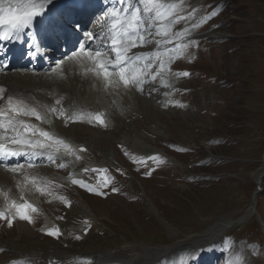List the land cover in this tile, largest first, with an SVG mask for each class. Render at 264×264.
<instances>
[{
  "label": "rangeland",
  "instance_id": "obj_1",
  "mask_svg": "<svg viewBox=\"0 0 264 264\" xmlns=\"http://www.w3.org/2000/svg\"><path fill=\"white\" fill-rule=\"evenodd\" d=\"M166 2L182 6L185 16L194 10L191 20L172 28L176 33L188 27L191 36L166 47L189 39L198 43L170 64L172 74L167 80L158 79L159 92L149 96L135 87L125 88L117 73L109 84L103 74L97 77L88 72L91 61L86 59L85 72L76 58L65 60L63 71L46 72L44 80L65 74L69 66L76 78L89 73L101 86L91 98L101 110L89 117H74L78 122L72 123L67 122L71 114L64 104V118L53 113L42 115V121L25 119L74 149L86 151L78 153L82 158L76 160L61 148L55 163L43 161L33 167L25 163L20 173L0 166V211L13 200L37 209L28 210L32 222L17 217L8 227L0 220V264H27L25 256L32 253L48 260L52 248L79 256L112 251L136 258L141 245L173 246L222 217L237 222L215 243L193 248L186 262L264 264V233L256 216L238 221L253 202L254 175L264 157V0ZM105 4L83 0L85 9L69 7V12L57 16L53 31L57 45L73 48V41L63 38L68 28L58 25L61 16L82 27L88 23L87 32L95 25L94 35L101 39L108 35V19L100 20L106 18L102 13L93 17L94 10ZM193 24L198 27L192 28ZM68 30L74 39L77 32ZM85 40L89 42L88 36ZM156 48L154 42L132 51ZM183 72L190 75H176ZM66 75L63 82L68 83L72 78ZM96 115L103 125L94 120ZM65 162L68 167H57ZM73 179L106 194L73 184ZM37 188H43L44 194ZM258 196L257 209L264 216V187ZM55 228L61 233L58 239L45 234ZM109 264L125 263L113 259Z\"/></svg>",
  "mask_w": 264,
  "mask_h": 264
},
{
  "label": "snow or ice",
  "instance_id": "obj_2",
  "mask_svg": "<svg viewBox=\"0 0 264 264\" xmlns=\"http://www.w3.org/2000/svg\"><path fill=\"white\" fill-rule=\"evenodd\" d=\"M52 4L53 0H0V30H2L0 40L23 41L24 30L37 25L38 19H45L51 11L49 6ZM181 12L182 6L167 3L166 0H112V4L110 6L105 4L103 10V15L110 20L108 35L101 39L98 34L94 35L88 31L86 33L89 38L88 45L81 44L64 59L91 61L92 66L88 71L97 77L102 73L105 82L110 84L109 78L117 73L119 81H122L125 88L135 87L142 94L146 92L151 96L159 92L156 86L158 79L167 80L172 74L170 64L182 54L183 50L198 43L189 39L186 43H177L172 48L166 47L172 44L173 40H184L191 36L188 27L180 32H172L175 24L191 20L194 10L187 16L182 15ZM196 27L197 24L192 25V28ZM79 28V23H76L74 29ZM157 37L160 39L157 40ZM97 39H101L100 45H96ZM154 42L157 45L154 51H132L136 48H145ZM27 47L30 50L28 56L33 58L44 56L47 59L35 38L27 44ZM64 59L56 61L49 71L55 72L57 68L63 71ZM3 67L7 68V64ZM176 75L190 74L183 72ZM167 86L165 84V87ZM3 91L0 88V93ZM164 95L167 96L169 93L165 92ZM2 99L4 97L0 95V100ZM7 104L13 105V97H7ZM56 104L59 105L60 101L57 100ZM50 110L58 118L65 117V113L58 108L53 107ZM20 116H32L37 121L44 119L35 107L25 105L23 101L10 107L7 112L0 109V166L12 173H20L25 163L29 167L43 161L55 163L61 148L65 150V154L72 155L76 160L82 158L78 153L85 152V148L74 149L71 144L51 132L31 122L18 119L17 117ZM94 120L99 121L101 125L104 124L99 115L94 116ZM67 122L78 121L68 115ZM57 167L66 168L68 163H60ZM71 182L89 191H95L99 195L106 194L81 180L73 179ZM32 183L35 184V179ZM37 191L44 194L45 190L37 188ZM112 191L116 192L118 189L113 188ZM29 209L32 212L37 211L31 203H17L13 200L5 210L0 211V220L6 221L8 227L12 226V221L17 217L32 222ZM45 234L58 239L61 233L59 228H55L48 229Z\"/></svg>",
  "mask_w": 264,
  "mask_h": 264
},
{
  "label": "bare ground",
  "instance_id": "obj_3",
  "mask_svg": "<svg viewBox=\"0 0 264 264\" xmlns=\"http://www.w3.org/2000/svg\"><path fill=\"white\" fill-rule=\"evenodd\" d=\"M70 1L72 0H53V4L49 6L51 11L47 14L46 18L43 19V21L50 20L51 22H53V28H54L55 21L58 20L57 16L65 15L67 12H69V9H70L69 7H66L64 11H61V8L65 5L64 3L66 2L70 3ZM40 21L41 19H38L37 25L39 26H40ZM109 25H110V20L107 21L108 32H109ZM53 31L54 29L50 31L49 33L53 34ZM68 31H69L68 29H65L64 36H66L65 33H68ZM44 32H47L45 28L40 30V33H39L40 37L42 36ZM54 34L51 37L55 40ZM96 45H100V43H96ZM60 53H61V57L63 58L64 57L63 52L60 51ZM71 61L73 62V60ZM54 62L55 61H53L52 63ZM64 63H65V60H64ZM63 65L65 66V64ZM3 66H4L3 64H0V88L4 90L3 93H0V95L4 97V99L0 100V109L5 110L6 112L10 110V107L17 105L20 101H23L25 105L29 107H35L36 110L41 113V115H43L44 117H48L50 116V114H53V112L50 110L51 108L55 107L60 110L62 109V105H64L65 99L72 101L70 104L68 101L67 105L69 104L68 107H70L71 113L74 117H79V116L89 117L90 113H96L101 110V107H100L101 105L99 106L100 108L97 107L98 105L96 106L92 102V100L94 101V99H91L93 97L92 96L93 93L98 94L96 92H99L101 86L98 85L99 83L94 81L96 79L93 80L89 78L91 76L88 77L87 74L89 73L85 75L83 74L84 76L82 77L79 75V77L76 78L77 77L76 72H71L70 70L72 69L71 67L73 66L71 67L69 66L70 69L65 70L64 73L70 74V78L72 79L68 81V83H65L63 82L64 78L60 76V73H57L59 75H55L56 77L52 76L53 78L51 79L47 77V80H44L46 73H43V72L40 73L39 70H36L34 72L24 71L20 75L25 74L28 77H25L24 79L22 78L19 79L18 77L20 76L19 73L9 72L7 70H6L7 73H5L6 68H4ZM91 66H92L91 63H89L86 68L89 69ZM74 67H77V65ZM83 67L84 65L82 66V68ZM44 69H48V67H44ZM84 70L85 69L83 68L82 71ZM56 92L59 95L57 96L54 95ZM64 93H67V96H64ZM9 96L13 97L12 106H9L7 104V97ZM57 100L60 101L59 105L56 104ZM65 107L66 106H64V108ZM17 118L25 120L27 118H35V117L20 116ZM263 173H264V157L262 160L261 167L258 169V171L254 175V180L257 185V189L263 187L262 185L264 182ZM256 205H257L256 202H252V204L245 211H243L238 221H247L249 218H251L253 216V213L255 212ZM235 222L237 221L234 218H223L222 217L221 219L217 220L213 225H211L207 230L199 234H195L192 237H188L186 239L177 241L173 246L153 248L148 245H141L140 255H138V257L136 258L134 257L130 258L129 256H126L122 252L113 253L112 251H106V252H102L99 254H94L92 256H88V255L79 256V255H73L72 253H69V252L66 253L59 248H54V249L52 248L48 251V255H49L48 260H40L39 259L40 254L38 253H32L30 255L25 256L26 258L25 257L23 258H25L27 264H109V262L113 259H117V262H122L125 264H185L187 263L186 262L187 257L189 256L193 248H196L198 245L204 242L215 243L221 237H223L228 227L231 226ZM158 254H161V255H158Z\"/></svg>",
  "mask_w": 264,
  "mask_h": 264
}]
</instances>
